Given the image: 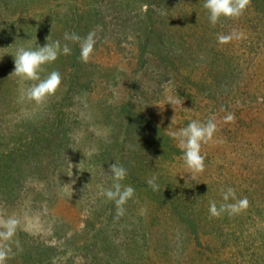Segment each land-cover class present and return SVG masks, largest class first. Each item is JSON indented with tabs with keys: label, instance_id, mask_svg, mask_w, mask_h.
I'll use <instances>...</instances> for the list:
<instances>
[{
	"label": "rangeland",
	"instance_id": "1",
	"mask_svg": "<svg viewBox=\"0 0 264 264\" xmlns=\"http://www.w3.org/2000/svg\"><path fill=\"white\" fill-rule=\"evenodd\" d=\"M203 5L0 0V221L19 220L0 239L5 264H264V0L215 26ZM89 32L84 62L64 36ZM49 35L71 51L43 66L41 79L55 70L61 84L37 103L24 95L36 81L11 76V54ZM209 118L205 169L190 179L170 132ZM115 162L135 190L123 215L103 195ZM229 186L248 207L210 217Z\"/></svg>",
	"mask_w": 264,
	"mask_h": 264
},
{
	"label": "clouds",
	"instance_id": "2",
	"mask_svg": "<svg viewBox=\"0 0 264 264\" xmlns=\"http://www.w3.org/2000/svg\"><path fill=\"white\" fill-rule=\"evenodd\" d=\"M249 0H204L203 7L207 10L208 20L211 25L215 26L221 18L239 17L246 10ZM239 33L232 31L230 33H217V42L219 44H227L233 39H238ZM65 40H71L79 43L80 59L87 62L94 51L96 43L95 32H89L86 36L81 37L79 34L65 33ZM50 35L46 38V43L41 46L36 45L35 48H26L19 46L14 54H11L14 61V70L11 76H15L19 81H36L28 85L24 90V95L29 100L41 103L47 96L55 93L61 84V75L58 71L49 72L46 77L41 79L40 73L44 71L43 66L54 62L61 51L64 54L70 53L71 49L67 44L61 46L59 40L49 42ZM11 46V45H10ZM9 47V46H8ZM169 105L180 104V100L169 97ZM175 115L172 118V122ZM225 122L235 119L234 113H228L224 118ZM171 122V123H172ZM217 130V122L214 118L207 121L191 120L185 127H181L170 132V136L176 140L181 149V160L184 167L190 174V179H194L195 175L201 173L205 169V155L201 153V146L207 143L214 136ZM112 185L104 190L103 195L107 199L115 202L117 206V214L123 215V205L134 194V188L130 185H122L121 181L127 175V169L116 162L110 166ZM157 177L154 175L147 180V184L153 191L159 189L156 182ZM221 201L219 204L216 200L209 202L210 217H217L222 214L229 216L238 214L240 211L248 207L247 197L237 198L235 189L232 187H222L220 189ZM19 220L12 216L0 221V239L10 240L16 232ZM11 248L7 245L0 247V264H5L6 259L11 253Z\"/></svg>",
	"mask_w": 264,
	"mask_h": 264
}]
</instances>
